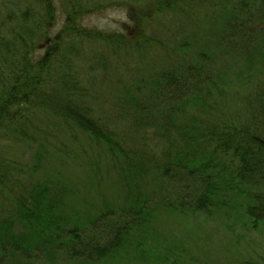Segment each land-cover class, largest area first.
I'll list each match as a JSON object with an SVG mask.
<instances>
[{
    "label": "trees",
    "instance_id": "1",
    "mask_svg": "<svg viewBox=\"0 0 264 264\" xmlns=\"http://www.w3.org/2000/svg\"><path fill=\"white\" fill-rule=\"evenodd\" d=\"M65 1H68L67 23L53 39L49 24L56 22L54 0H0V147L6 150L0 153V192L4 196L11 193V198L15 195L13 200L17 205L16 214L0 220V264H20V258L30 261L41 254L54 258L62 244L66 248L61 255L68 264H105L116 256L119 258L120 250H134L133 253L146 256L138 249L145 243L136 242L135 238L137 235L141 238L138 230L151 222L159 205L151 207V199L137 192L145 186L146 180L156 184L168 179L167 183L175 188L180 185L179 199L172 205L164 203L171 212L210 215L222 210L227 216L240 214L250 231H264V0H237L232 6L227 5L229 0L147 2L150 14L140 16L145 22L168 12L183 15L189 23L201 18L200 23L204 21L203 25H209L208 38L213 37L227 48V60L237 64V72L234 81H225L227 72H224L214 83L209 71L212 66L207 61L196 63L191 73L184 71L190 69L180 61L184 60L182 51L188 45L186 42L183 46L177 43L178 47L163 45L168 58L177 57L173 65L180 61L176 68L168 66L166 72L161 71L159 77L164 87L172 89H169L172 98L178 95L181 100L177 106L168 104V108L181 110L187 120L167 118L168 122L160 124L132 122L142 140L147 135L160 137L158 141L144 144L146 152L126 143L119 123L111 124L95 117L94 109L84 102V93L82 95L75 87L79 79L68 62L81 54L74 45L84 36L112 45L125 44L142 57L150 53V36L141 23L130 41L120 35L88 30L81 26L84 1ZM207 5L211 10L204 13L203 9L202 15H198L196 10ZM64 39L70 45L68 50L63 47ZM41 46L48 50L37 56ZM210 48L211 41H207L200 48L203 53L199 57L216 58L215 54H208ZM200 71L202 73L198 74ZM203 72L206 75L204 90L196 86V94L192 95L186 93L193 88L178 87L177 81L184 73L193 75L196 85H200L198 75L204 78ZM235 86L240 92L226 100V111L214 115L217 104L213 102L208 104L207 110L206 103L214 89L232 91ZM75 98L82 101L77 102ZM76 102L78 104H72ZM201 103L206 106L203 112L213 114L210 119H196L195 111L198 108L202 111ZM37 109L63 119L61 126L69 131L78 129L92 144L103 147L111 157L119 184L127 187L125 197L134 201L129 209L133 219L126 220V217L124 226H115L117 233L108 244L89 238L86 227L96 223L101 214L115 212V209H107L98 213L96 219L88 218L83 222L75 215H68L63 204L62 209L59 208V203L63 202L53 199L56 196L53 179L18 184L17 176L22 170L37 171L47 156L46 139H42L47 134L41 124L29 119L28 113ZM141 109L136 105L132 107L136 115ZM24 149H35L32 156L36 163L23 165L18 173V161L11 155L14 151L21 154ZM157 153L162 157L157 158ZM9 181L19 185L20 190L14 192V187L9 188ZM149 259L154 260L144 257L145 261Z\"/></svg>",
    "mask_w": 264,
    "mask_h": 264
},
{
    "label": "rangeland",
    "instance_id": "2",
    "mask_svg": "<svg viewBox=\"0 0 264 264\" xmlns=\"http://www.w3.org/2000/svg\"><path fill=\"white\" fill-rule=\"evenodd\" d=\"M74 1L77 0L71 2ZM83 1L85 12L81 16L82 27L116 37L120 35L126 38V41H130L131 37L138 32L137 27L141 23L150 36L148 38L150 53H145V57L138 54L135 49H128L125 44L112 45L84 36L74 45L81 54H77L76 59L72 58L68 62L79 79L75 81L77 84H72H75L78 92L82 95L84 93L85 104L91 105L95 111V117L101 121L104 120L111 124L119 123L121 127L119 130L131 148L146 152L147 146L144 144H150L160 138L147 135L142 140V137H138L140 135L136 133L132 122L160 124L168 122L171 118L179 119L181 122L187 120L183 117L185 114L181 110L168 108L169 105L177 106L181 101L178 95H173L172 98V89L169 86L164 87L162 79L159 78L162 72H166L168 66L174 69L177 63L182 61V65L186 63L184 67L190 68L184 71L191 73L196 63L207 61L206 63L212 66L209 71H211L210 77L214 83L220 80L224 72H227L225 81L235 80L237 64L231 59L227 60L225 46L220 45L213 37L208 38L209 25H203L204 21L200 23L198 20L201 18L196 16L198 20L189 23L183 15L168 12L157 18H148L145 22L140 16L146 17L150 14L147 7L149 0ZM236 1L229 0L227 5L232 6ZM67 2L54 0L57 8L56 22L49 24L52 27L50 35L53 39L66 26L69 16L65 9ZM203 9L204 13L206 10H211L208 5L205 8H199L196 10L198 15H202ZM207 41H211V48L207 50L208 54H215L216 58L204 56L205 60L199 57L203 53L200 48ZM184 42H186L185 45L188 44L182 51L184 60L179 59L180 61L173 65L175 63L172 64V61L177 57L169 56V59L163 45L172 46L173 44L178 47L177 43L183 46ZM67 44H69L67 39H64L63 47L67 48L66 50L70 46ZM47 50L39 49L37 56L44 55ZM201 73L200 71L198 74ZM205 78L206 75L204 78L198 75L201 84L196 85L194 76L184 73L177 84L178 87L183 86V89L193 88L186 94L194 95L196 86L198 90L199 88L204 90ZM172 88L174 91L173 86ZM226 88L227 86L224 89ZM238 90L240 92V88L236 86L232 91L214 89L212 98L208 97L207 110L209 111L208 104L213 102L217 104V113L214 115H221L228 106L225 105L226 100L231 99L230 96L238 93ZM156 93L157 95L154 96ZM241 94H243L242 91ZM75 101L82 100L75 98ZM77 102L72 104H78ZM135 105L142 108L139 115L134 114L132 110ZM201 105L204 104L201 103ZM203 109H206V106L202 107V111L199 108L195 111L196 119L205 120L213 116V114L203 112ZM28 114L29 119L36 124H41L43 131L47 134L45 138H42L46 139L44 146L47 156L37 167V171L32 168V170L29 169L30 173L29 170L26 172L22 170L17 176L20 179L17 183L25 185L36 179H53L56 196L52 197L54 200L63 202L59 203V208L62 209L61 204H63L68 215H75L83 222L88 218L96 219L98 213L106 212L107 209H115V212L101 214L102 216L96 220V223L87 224L88 227H86L89 238L98 240L102 245L108 244L117 233L115 228L119 225L124 226L126 220L133 219V214L129 209L134 204L133 200H127L125 197L127 187L119 184V177L112 166L111 157L103 147L98 148L92 144L91 139L82 131L78 129L69 131L61 126L63 119L48 115L40 109L32 110ZM5 151V148L1 146L0 153ZM34 151L35 149L31 151L24 149L21 154L16 151L12 152L11 156L16 157L14 159L18 161V173L23 165L36 163L32 156ZM156 157L161 158L162 155L157 153ZM167 182L168 179H165L163 182L152 184L146 180L145 186L137 189L138 193L151 199V207L159 204L153 213L151 222L138 230L141 238L138 235L135 238L136 242L145 243L142 248L138 247V249L146 256H139L138 252L133 253L134 250L129 252L120 250L119 258L116 256L105 264H244L248 261L264 264V231H250L240 214L227 216L222 210L210 215L204 213L182 215L177 211H169L164 203L174 204L179 199L181 190L179 184L175 188ZM7 183L9 188H15L14 192L20 190L19 185L14 181ZM9 195L11 193H5L4 196V193L0 192V220L16 214L17 205L13 200L15 195L13 198ZM126 217L128 219L125 220ZM19 226L22 227V225ZM20 231H25V229ZM65 248L66 246L62 244L60 253H56L54 258L41 254L38 257L34 256L30 261L20 258L19 262L20 264H68V261L61 255ZM144 257H153L154 260L145 261Z\"/></svg>",
    "mask_w": 264,
    "mask_h": 264
},
{
    "label": "water",
    "instance_id": "3",
    "mask_svg": "<svg viewBox=\"0 0 264 264\" xmlns=\"http://www.w3.org/2000/svg\"><path fill=\"white\" fill-rule=\"evenodd\" d=\"M42 47V46H41Z\"/></svg>",
    "mask_w": 264,
    "mask_h": 264
}]
</instances>
